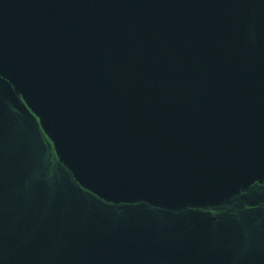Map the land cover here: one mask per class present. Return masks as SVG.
Masks as SVG:
<instances>
[{"label": "water", "instance_id": "1", "mask_svg": "<svg viewBox=\"0 0 264 264\" xmlns=\"http://www.w3.org/2000/svg\"><path fill=\"white\" fill-rule=\"evenodd\" d=\"M0 264H264V0H0Z\"/></svg>", "mask_w": 264, "mask_h": 264}]
</instances>
